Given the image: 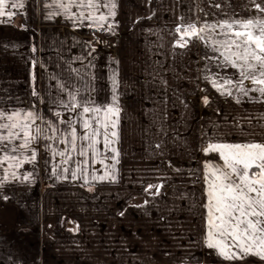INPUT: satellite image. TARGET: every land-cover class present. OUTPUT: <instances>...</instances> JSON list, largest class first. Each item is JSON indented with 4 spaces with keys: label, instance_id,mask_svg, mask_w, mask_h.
I'll return each instance as SVG.
<instances>
[{
    "label": "crops",
    "instance_id": "0c3cea01",
    "mask_svg": "<svg viewBox=\"0 0 264 264\" xmlns=\"http://www.w3.org/2000/svg\"><path fill=\"white\" fill-rule=\"evenodd\" d=\"M49 3L51 0H25V8L13 9L17 15L6 26L0 22V32L8 34L2 37V48L11 46L5 49L3 64H16L18 76L26 82L31 58L40 76L39 96L32 95L31 105L24 106L21 98L27 94L22 92L10 110L35 104L41 111L37 105L43 104L46 118L55 121L53 112H64L52 103L59 93L58 83L79 88L83 95L94 88L96 102L108 103L115 74L122 109L115 145L120 153L117 179L85 185L82 179H73L71 172L54 176V162L60 158L52 160L44 148L49 141L41 140L36 147L39 154L42 147L47 152L48 176L56 181L53 186L42 185L38 173L31 182L13 181L0 188V196L10 197L0 199V264H264L255 255L228 261L206 246L204 163L195 161L210 140L242 142L252 139L249 133L253 132L255 139H264V127H260L264 120H259L264 103L247 97L237 103L233 97L220 95L205 76L217 78L218 73L235 79V70L218 68L216 61L205 59L206 54H218L202 42L194 41L183 49L173 47L174 29L181 17L214 22L223 19L224 12L259 15L252 10L251 0H116V16L109 20L113 31H108L115 50L92 46L72 31H84L87 26L78 27L65 15L47 19L49 12L60 11L46 7ZM216 3L222 9L215 8ZM56 20L68 28L65 37L54 27ZM32 23L44 29L29 41L14 43L10 39V33L28 36L26 27ZM29 43V53L15 61L10 51L18 55ZM60 95L66 97V93ZM245 118H252L251 124ZM236 122L242 127H235ZM139 160L144 162L137 164L141 174L124 173L128 162L136 166ZM94 168L97 175L103 174L102 165L97 163ZM150 184L163 185L159 195L151 194L155 188L145 191ZM120 239L144 243L142 248L120 249ZM90 241L95 247L90 248ZM201 251L214 255L205 257Z\"/></svg>",
    "mask_w": 264,
    "mask_h": 264
},
{
    "label": "snow or ice",
    "instance_id": "6c2138e0",
    "mask_svg": "<svg viewBox=\"0 0 264 264\" xmlns=\"http://www.w3.org/2000/svg\"><path fill=\"white\" fill-rule=\"evenodd\" d=\"M251 3L252 10L259 15L243 17L235 12H224V18L214 22L201 21L199 17H181L173 33L174 48H187L194 41H200L205 48L218 54H206L205 59L216 61L218 68L235 70V79L218 73L217 78L205 76V79L210 80L220 95L233 97L237 103L245 97L264 103V0H251ZM213 6L222 9L219 3ZM46 7L60 10L49 12L47 19L65 15L78 27L113 31L109 20L116 16V0H51ZM24 8L25 0H0V18H6L0 22H10L17 15L13 9ZM74 8L81 11L77 13ZM103 9H107V13ZM32 51L35 52L36 48L33 47ZM35 63L33 61V66ZM92 78L95 79L94 76ZM35 79L33 74L32 95L39 96ZM111 79V101L105 104L96 102L92 95L94 88L88 95H83L79 88L70 89L66 83H58L59 93L52 103L57 109L63 108L64 112L54 111L55 121L41 115L35 104L28 109L0 108V188L13 181L31 182L33 172L21 174L19 170L25 164L35 167L39 155L36 145L41 140L49 141L44 148L52 160L60 158L52 169L54 176L71 172L73 179H82L85 185L93 181L115 182L120 155L115 145L119 142L122 109L119 107L116 75L113 74ZM63 93L66 97L60 95ZM253 93L256 95H251ZM204 103H209L207 97ZM245 119L251 124L252 118ZM259 120H264V114ZM234 126L242 127L239 122ZM249 135L253 138L242 142L210 140L202 149L205 155L217 154L222 161L204 164L206 246L228 261L249 255L264 260V139H255L254 132ZM76 156L81 159L76 160ZM108 160L114 163L109 165L106 163ZM72 163L74 168L66 167ZM97 163L104 168L101 175L96 174L94 165ZM63 178L68 177L63 175ZM162 187L150 184L145 191L155 188V194L159 195ZM0 199L7 201L10 197L3 195Z\"/></svg>",
    "mask_w": 264,
    "mask_h": 264
},
{
    "label": "rangeland",
    "instance_id": "374dc122",
    "mask_svg": "<svg viewBox=\"0 0 264 264\" xmlns=\"http://www.w3.org/2000/svg\"><path fill=\"white\" fill-rule=\"evenodd\" d=\"M3 24L6 26L7 22H3ZM54 27L56 29H58L61 36L65 37L67 35L68 28H66L64 25H62L60 23V21L56 20L54 22ZM26 29H27L26 34H28V36L10 33L9 34L10 39H12L14 41V43H20L19 41H22V40H26V41L28 40L29 41V37H32L33 34L36 33L37 31L44 29V26L38 25V24L35 25L32 23L28 27H26ZM88 29H89V27H86L84 31L83 30L81 31V30H77V29L73 28L72 31L78 33L84 40H86L87 42H89L91 44V42L86 38ZM6 35L8 36V34H6V32H0V101H2V102H0V108L4 107L6 110H10L13 107V105L16 103V101L18 100V95L22 92H26V94H27L26 97L21 98L22 105H24V106L31 105L30 101H32L31 97H32V91H33L32 76L34 74L35 78H36L35 79L36 91H37L39 84H40V76H39V71H38L37 65L35 63V66H33L34 59H31V58L29 60V68H30L31 74H30V77L28 78V80L26 82L22 81V79H21L22 76H18L19 75L18 73H20V72H18L19 69H18V66L16 64H13L11 66L3 64L2 60H3L4 56L6 55L5 49L11 48V46L8 48L7 47L2 48V44H1L2 37H5ZM21 45H23V44L21 43ZM91 45L94 47L100 48V47L95 46L93 44H91ZM31 47H32V44L29 43L28 48L25 50L22 48L19 51L18 55H17V52L15 50H11L10 53H11L12 57H15V61H16V57L19 55L22 56L21 58L23 59L24 52L29 53ZM13 48L16 49L15 45ZM38 56H39V54H38ZM33 97H36V96H33ZM35 100H37V99H35ZM37 107L39 108V110H41L40 111L41 115L46 117L47 113L45 111V105L38 104ZM63 147H64V145H60V148H63ZM47 157H48V154L42 147L40 150L38 161H37L35 167L33 168L32 165L25 164L22 168V171L23 172L31 171V172H33V174L39 173L38 174L39 180L41 181L42 185L44 184V185H48V186H53V184L56 181V178L54 176H48V170L46 168V163H45ZM218 160H219V158H218L217 154L213 153V154L205 155L204 152L202 151L198 155V158H196L195 161L198 163L203 162L205 164V162H207V161H218ZM58 161L59 160H56L54 163L56 164ZM142 163H144V162L139 160L138 162L135 163L136 166H134V163L128 162V166L126 168H124L123 171L127 175L133 174L132 173L133 171H137V172L140 171L139 174H141L142 170H141L140 166L142 165ZM137 164L138 165L141 164V165L138 167ZM155 193H156V191H153V193H151V194H155ZM133 217L136 218V215H133ZM147 217H149V216H147ZM156 217H158V215H156ZM184 233L185 232H183V234ZM106 234H107V231H106ZM121 234H123V233L121 232ZM151 234H152V232L150 230V235ZM130 235L133 236V233L131 232ZM136 235L140 236V235H143V233H138ZM122 236L123 235H121V237ZM123 239H125V238H123ZM184 242H182V243H184V246H185L186 240ZM105 243H107V241H105ZM143 243L144 242L132 241V240L125 242L124 240L121 241V239H120V249H123L125 247L134 248V249L142 248ZM158 243L160 245L162 244L161 241H159ZM180 243H181V241H180ZM150 244H151V242H150ZM154 244H155V242H154ZM90 245H93L92 247H90V248H93V247H95L94 245H96V244H95V242L90 241ZM201 254H202V256H205V257H212L214 255L211 251H206V253H205V251H201ZM211 264H220V263L218 261H214ZM248 264H253V263L250 262Z\"/></svg>",
    "mask_w": 264,
    "mask_h": 264
},
{
    "label": "built area",
    "instance_id": "2783aa9c",
    "mask_svg": "<svg viewBox=\"0 0 264 264\" xmlns=\"http://www.w3.org/2000/svg\"><path fill=\"white\" fill-rule=\"evenodd\" d=\"M86 38L91 42V44L95 46L104 49L115 50L112 39L108 35V31H96L94 28L89 27V29L87 30Z\"/></svg>",
    "mask_w": 264,
    "mask_h": 264
},
{
    "label": "flooded vegetation",
    "instance_id": "af4514ba",
    "mask_svg": "<svg viewBox=\"0 0 264 264\" xmlns=\"http://www.w3.org/2000/svg\"><path fill=\"white\" fill-rule=\"evenodd\" d=\"M204 86H206L207 84H203Z\"/></svg>",
    "mask_w": 264,
    "mask_h": 264
}]
</instances>
